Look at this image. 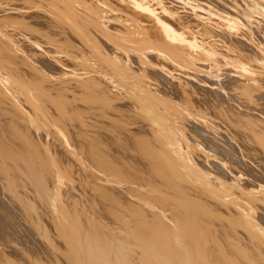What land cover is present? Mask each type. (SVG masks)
Instances as JSON below:
<instances>
[{
  "label": "bare ground",
  "instance_id": "obj_1",
  "mask_svg": "<svg viewBox=\"0 0 264 264\" xmlns=\"http://www.w3.org/2000/svg\"><path fill=\"white\" fill-rule=\"evenodd\" d=\"M136 1L0 0V264H264V0Z\"/></svg>",
  "mask_w": 264,
  "mask_h": 264
},
{
  "label": "rangeland",
  "instance_id": "obj_2",
  "mask_svg": "<svg viewBox=\"0 0 264 264\" xmlns=\"http://www.w3.org/2000/svg\"><path fill=\"white\" fill-rule=\"evenodd\" d=\"M170 1H172V2H170ZM168 2L170 3L169 6L171 5L170 6L171 8L176 9V13L175 12L172 13V12H170L171 10L169 8H165L163 0H139V1H136V4H137L139 9H141V10L145 9L148 13L154 15L158 22L162 21L161 15L167 16V17H169L171 19H176L179 16L180 13H184L185 12V11H183V9L180 6H179L180 8L178 7V5L176 3V2H178L177 0H168ZM173 2H175V4ZM181 3L184 6L189 7L186 4H184L183 2H181ZM193 11L195 12V9ZM216 21H218V20H216ZM226 23L228 24V21H226ZM231 26H233V25H231ZM227 29H228V27H227ZM232 29H233V31H236L238 33V35H242L243 36V40L245 42H247L248 44H250L253 47H255L264 56V50L259 48L254 43L252 38L250 36L246 35L245 32L240 27H238L237 25L234 24ZM166 30H168L171 33H173L180 43H182L183 45L188 46L191 50H194V51L204 50V51H206L207 54L209 55V61L211 62V64H213L214 66L217 67V70L222 71V70H224L226 68L227 69L228 68L229 69H234V70L238 69V70H241V72L244 73L247 76H250V77L251 76L252 77L256 76V74L252 70L249 71L250 68H249V66L247 64L245 65V64L240 63V62L238 63L236 60L233 61L231 58H229L226 55L223 56L222 55L223 54L222 51L218 50V51H214L213 52V50L212 51L207 50V48L203 47L202 43H200L198 40L189 41V39H187L183 34H181L180 32H176L173 28L168 27V25H167ZM217 58L223 60L225 62V65L221 66V65H218L217 63H215L214 61Z\"/></svg>",
  "mask_w": 264,
  "mask_h": 264
}]
</instances>
